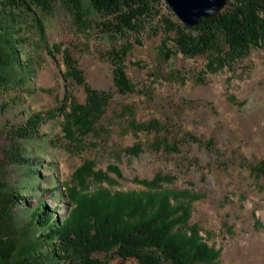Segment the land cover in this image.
I'll return each instance as SVG.
<instances>
[{
	"label": "rangeland",
	"instance_id": "1",
	"mask_svg": "<svg viewBox=\"0 0 264 264\" xmlns=\"http://www.w3.org/2000/svg\"><path fill=\"white\" fill-rule=\"evenodd\" d=\"M69 2L15 10L27 38L22 56L30 58L33 73L25 88L0 95V103L8 104L0 113V177L31 208L44 201L61 216L73 207L66 187L140 191L145 188L136 179L170 175V188L201 196L192 201L189 222L219 250L220 264H264V45L231 67L209 72L206 55L184 56L173 42L175 33L164 31L160 16L180 20L165 0L155 21L117 40L93 14L76 21ZM121 43L132 45L124 66L135 89L125 95L117 92L108 57ZM65 53L83 83L67 77ZM87 87L111 99L91 131L77 129L70 136L63 129L65 113L73 103H86ZM63 105L66 110L41 123L32 140L17 135L16 127L29 116ZM153 121L159 131L132 128ZM136 144L141 152L127 154ZM89 162L105 180L86 177L80 183L75 171ZM22 209L17 206L19 221L28 219ZM94 256L104 264H138L115 253Z\"/></svg>",
	"mask_w": 264,
	"mask_h": 264
},
{
	"label": "trees",
	"instance_id": "2",
	"mask_svg": "<svg viewBox=\"0 0 264 264\" xmlns=\"http://www.w3.org/2000/svg\"><path fill=\"white\" fill-rule=\"evenodd\" d=\"M53 0H0V95L25 88L33 73L30 58H23L27 38L15 10L31 3L49 8ZM76 21L85 14H93L112 39L139 34L143 27L155 21L161 0H69ZM164 31L175 33L173 42L186 57L206 55V70L217 72L231 67L247 57L252 50L264 45V0H228L216 17L204 19L195 27H188L171 17L158 18ZM140 44V42H138ZM130 43L112 47L108 57L113 65V82L121 95L134 92V85L125 72L124 58ZM67 77L83 83L81 72L73 67L68 53ZM84 105L73 103L64 131L72 136L79 129L91 131L101 118L111 99L106 91L87 87ZM8 104L0 103V113ZM49 110L29 116L22 126L16 127L19 137L32 140L37 127L45 120H53L64 112ZM133 129L147 133L159 131L157 122L133 124ZM137 156L141 145L126 149ZM27 164L26 158H21ZM261 165H263L261 163ZM264 166V165H263ZM117 170V169H116ZM74 176L83 185L86 177L105 180L94 171L91 162L79 167ZM31 178V177H30ZM170 175L156 174L151 180L135 181L144 186L140 191H110L99 187L87 193L86 189L66 187L72 209L58 216L50 212L44 201L34 208L26 199L0 177V264H104L94 256L103 252L107 257L115 253L121 260L135 259L138 264H220L219 250L202 238L196 224H190L191 204L201 198L195 192L172 189ZM107 180V179H106ZM32 182L30 189H37ZM51 191L50 193H53ZM22 206L27 220L19 221L17 206Z\"/></svg>",
	"mask_w": 264,
	"mask_h": 264
},
{
	"label": "water",
	"instance_id": "3",
	"mask_svg": "<svg viewBox=\"0 0 264 264\" xmlns=\"http://www.w3.org/2000/svg\"><path fill=\"white\" fill-rule=\"evenodd\" d=\"M175 15L188 27L218 16L228 0H165Z\"/></svg>",
	"mask_w": 264,
	"mask_h": 264
},
{
	"label": "bare ground",
	"instance_id": "4",
	"mask_svg": "<svg viewBox=\"0 0 264 264\" xmlns=\"http://www.w3.org/2000/svg\"><path fill=\"white\" fill-rule=\"evenodd\" d=\"M227 256V255H226Z\"/></svg>",
	"mask_w": 264,
	"mask_h": 264
}]
</instances>
